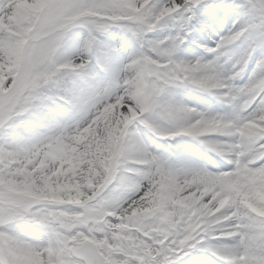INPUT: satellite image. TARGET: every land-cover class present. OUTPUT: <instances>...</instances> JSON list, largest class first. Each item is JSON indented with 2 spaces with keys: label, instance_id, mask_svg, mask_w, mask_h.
Here are the masks:
<instances>
[{
  "label": "snow or ice",
  "instance_id": "snow-or-ice-1",
  "mask_svg": "<svg viewBox=\"0 0 264 264\" xmlns=\"http://www.w3.org/2000/svg\"><path fill=\"white\" fill-rule=\"evenodd\" d=\"M0 264H264V0H0Z\"/></svg>",
  "mask_w": 264,
  "mask_h": 264
},
{
  "label": "bare ground",
  "instance_id": "bare-ground-1",
  "mask_svg": "<svg viewBox=\"0 0 264 264\" xmlns=\"http://www.w3.org/2000/svg\"><path fill=\"white\" fill-rule=\"evenodd\" d=\"M228 26H230V25H224V26H222V29H217V31H220V33L222 34L223 31H226ZM215 38H216V36L214 34H208L205 36V42L208 44V46H212V40H214ZM195 55H204V54L198 50L195 53ZM213 103H215V101H213ZM201 107H203V105H201ZM217 107H219V106L217 105Z\"/></svg>",
  "mask_w": 264,
  "mask_h": 264
},
{
  "label": "rangeland",
  "instance_id": "rangeland-1",
  "mask_svg": "<svg viewBox=\"0 0 264 264\" xmlns=\"http://www.w3.org/2000/svg\"><path fill=\"white\" fill-rule=\"evenodd\" d=\"M198 35V34H197ZM205 99H208V100H210L211 98L210 97H206Z\"/></svg>",
  "mask_w": 264,
  "mask_h": 264
}]
</instances>
